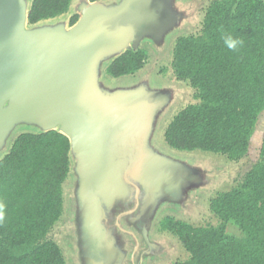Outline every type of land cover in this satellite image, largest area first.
Masks as SVG:
<instances>
[{
	"label": "water",
	"instance_id": "water-1",
	"mask_svg": "<svg viewBox=\"0 0 264 264\" xmlns=\"http://www.w3.org/2000/svg\"><path fill=\"white\" fill-rule=\"evenodd\" d=\"M104 1L72 0L60 16L78 20L67 27L62 18L55 21L60 16L30 25L32 0H0V160L20 133L63 134L70 144L69 187L64 183L63 215L53 229L65 224L66 231L53 239L66 264H170L182 247L156 233L161 220L192 224L186 209L193 201L203 206L225 183L232 187L246 161L184 160L151 144L164 116L188 104L175 99L178 87L189 88L192 99L187 83L170 80V67L165 87L146 79L127 87L102 84L113 80L107 66L127 50L144 43L164 50L167 35L188 33L182 27L192 0Z\"/></svg>",
	"mask_w": 264,
	"mask_h": 264
},
{
	"label": "trees",
	"instance_id": "trees-1",
	"mask_svg": "<svg viewBox=\"0 0 264 264\" xmlns=\"http://www.w3.org/2000/svg\"><path fill=\"white\" fill-rule=\"evenodd\" d=\"M71 2L32 0L28 24L67 13ZM77 20L72 15L69 26ZM224 34L242 39L243 46L228 50ZM147 61L145 49L127 50L105 76L135 75ZM170 68V78L187 83L193 94L167 125L165 143L231 162L247 157L264 112V0H207L200 30L176 40ZM69 152L68 138L57 131L24 132L0 160V264H66L50 233L63 215ZM208 206L215 224L196 226L171 216L160 222L158 232L176 238L187 253L170 264H264V135L256 161Z\"/></svg>",
	"mask_w": 264,
	"mask_h": 264
},
{
	"label": "rangeland",
	"instance_id": "rangeland-1",
	"mask_svg": "<svg viewBox=\"0 0 264 264\" xmlns=\"http://www.w3.org/2000/svg\"><path fill=\"white\" fill-rule=\"evenodd\" d=\"M81 0H77V2H80ZM110 0H106L104 2H107ZM207 0H192L191 2L187 3V11L189 12V15L187 16L186 20L184 21L183 24V29L188 32V33H183V30H179L177 33H171L169 35L166 36V38L164 39V43H165V47L164 50L160 49L157 50L155 47L150 48L148 43H144L142 45V48L146 50L147 54H148V61L146 63V65L144 66V70L142 72L136 73L135 75H129V76H123L117 79H113L110 81V79H108V81H103L102 84L106 87H111V88H115V87H124V86H133L135 83H141L143 82L144 79H146L149 83V85L153 88H161L162 86L165 87L167 86V81L169 80V67H170V63H171V59H172V39L173 41L176 40L178 38L179 35H188L189 33L191 34H196L199 30V20H200V13H201V9L205 6V2ZM79 3H76V5ZM75 5V6H76ZM76 8V7H74ZM76 10V9H73ZM72 13H69L67 16L65 17H58L55 19V21H57V19L62 18V21H65L68 27V19L70 17ZM65 18V19H64ZM50 22L53 23V20H49ZM181 32V33H179ZM147 42V41H146ZM163 68H167V72H161V70ZM171 81H175V79L173 77H171L170 79ZM177 95H175V99L179 98V99H183V101H187V103H189L188 101H192L191 99V90L189 88H185V87H178ZM177 112H175L172 117L170 116V118L167 120V117L169 116V114H166L164 116V118L162 119V121L160 122V125L158 127H155V132L153 134V137L151 138V144L154 145L155 147H157L160 151L163 152V154L168 155V156H174L177 158H182L184 160L187 159L188 156L190 155H203L205 157L210 156V157H224L222 155H217V154H213V153H207V152H201V151H193V152H186V151H178L175 149H171L168 145H166L164 139H163V134H164V130L166 128V126L168 125V123L171 121V119L173 118V116L176 114ZM264 115V112L260 115L259 117V121L257 123L256 126V130L255 133L253 134L251 140H250V144H249V150H248V154H247V165L245 166V168H243V171H247L251 164H253L254 161H256L257 157H258V151L260 148V143H261V137L264 135V121H262L261 117ZM157 128V129H156ZM204 166H209V164L207 163H203ZM240 175V173H239ZM238 175V176H239ZM235 182V181H234ZM65 186L69 187V182L67 181L65 183ZM66 187V188H67ZM231 186L227 185V183L224 184V186L220 187L219 190L221 191H225L228 190ZM211 188H207L204 189V191L202 192H207L209 193L211 190ZM218 192V190L214 191V192H210L208 197H206L205 200L202 201L203 206H201V204H197L194 205L195 203L192 202V205L194 206V208L188 207L186 210H188V213L190 215H192V217H194L195 220H191L193 225H203L204 223L207 222H211L213 224H215V220L213 219V217L208 214V203L209 200L211 199V197H213L216 193ZM201 202V201H200ZM67 210L68 207H65V214H67ZM163 220V219H162ZM161 220V221H162ZM159 228V227H158ZM158 228L156 233L159 234L158 232ZM66 231V226L65 224H62L61 226H57L56 228H54L51 231V236L57 240V242H59L58 240H61L63 237V232ZM229 231L234 232V234H237V231H235V228L231 227L229 228ZM175 252V253H174ZM173 256L170 259L171 261L174 260H185L187 257V253L184 251L183 248H180V250H173Z\"/></svg>",
	"mask_w": 264,
	"mask_h": 264
},
{
	"label": "clouds",
	"instance_id": "clouds-1",
	"mask_svg": "<svg viewBox=\"0 0 264 264\" xmlns=\"http://www.w3.org/2000/svg\"><path fill=\"white\" fill-rule=\"evenodd\" d=\"M221 39L223 40L225 47L233 52L238 51L244 43L242 39L233 37L231 34H224L221 36ZM4 208L5 205L0 203V223H3L5 219Z\"/></svg>",
	"mask_w": 264,
	"mask_h": 264
},
{
	"label": "crops",
	"instance_id": "crops-1",
	"mask_svg": "<svg viewBox=\"0 0 264 264\" xmlns=\"http://www.w3.org/2000/svg\"><path fill=\"white\" fill-rule=\"evenodd\" d=\"M261 119H262V121H264V115L261 117ZM254 133H255V132H254ZM262 137H263V136H262ZM262 137H261V139H262ZM260 145H261V143H260ZM244 160H245L246 162H245L244 165L242 166V169L245 168V166L247 165V162H248V161H247L248 159H247L246 157L244 158Z\"/></svg>",
	"mask_w": 264,
	"mask_h": 264
}]
</instances>
